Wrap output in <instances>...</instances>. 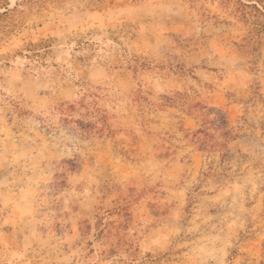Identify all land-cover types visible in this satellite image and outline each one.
<instances>
[{"label": "rangeland", "instance_id": "obj_1", "mask_svg": "<svg viewBox=\"0 0 264 264\" xmlns=\"http://www.w3.org/2000/svg\"><path fill=\"white\" fill-rule=\"evenodd\" d=\"M0 264H264V0H0Z\"/></svg>", "mask_w": 264, "mask_h": 264}, {"label": "trees", "instance_id": "obj_2", "mask_svg": "<svg viewBox=\"0 0 264 264\" xmlns=\"http://www.w3.org/2000/svg\"><path fill=\"white\" fill-rule=\"evenodd\" d=\"M32 51L34 53L32 55V59H34L35 63H40V60H42L44 56H42V54L39 51H37L36 48H34V50ZM141 92L143 93L144 91L139 90L136 94V98L138 97L139 99L142 100L145 98L141 96L142 94ZM94 93L95 92L85 89L84 95H82L77 101L73 103L61 104L57 110L58 114H60L63 118H65L67 122L76 125L77 127L76 130L83 137L90 136L96 133L97 131H99V133L102 132H108L110 134L112 133V130L110 129L111 116L108 113V111H106V109L99 106L97 100L94 99L93 97ZM164 99H166L168 103H171L172 101V99H169L167 97H165ZM77 112L80 113L82 112V116L80 119H74L72 117L73 114ZM202 116H203L204 125L202 126V129H200L195 134L196 140L208 148L221 147L222 143L218 142V140H216L213 136H211L209 131L220 130V132H222V138H227L231 136V133L227 129L228 121L226 115L220 110H216L214 108H205V112L202 113ZM104 220L105 219L103 217H100L99 221L95 224L96 226L99 227L96 234L98 239H104V238L109 239L113 236L112 229L111 228L106 229L108 224L105 223ZM102 226L104 227L102 228ZM92 227L88 226L86 229H84L83 230L84 235H89L92 230ZM104 231H108V233L105 235ZM123 243L124 242L119 243L121 246L117 248H115L112 244L108 243L110 244V249L106 250L104 253H106L107 257H111L119 253V251L122 249L124 253L129 255L128 249L124 248L126 243L124 244Z\"/></svg>", "mask_w": 264, "mask_h": 264}]
</instances>
